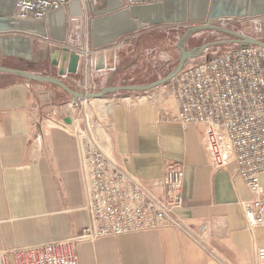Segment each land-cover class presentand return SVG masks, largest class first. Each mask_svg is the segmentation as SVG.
Wrapping results in <instances>:
<instances>
[{
  "label": "crops",
  "instance_id": "crops-1",
  "mask_svg": "<svg viewBox=\"0 0 264 264\" xmlns=\"http://www.w3.org/2000/svg\"><path fill=\"white\" fill-rule=\"evenodd\" d=\"M16 2L0 0V65L61 78L79 92L85 83L97 92L169 75L181 47L197 49L193 39L218 31L207 25L264 41V0H72L41 20L16 17ZM65 48L80 55L76 73L60 74ZM115 94L133 102H114L98 121L108 142L101 146L158 194L166 162L183 164L184 205L174 211L183 225L79 242L80 264H264L257 255L264 223L250 227L243 206L256 195L234 163L214 165L203 124L179 121L168 83L105 96ZM74 97L0 71V254L9 262L15 248L67 240L90 223L79 141L62 124L82 115L66 106Z\"/></svg>",
  "mask_w": 264,
  "mask_h": 264
},
{
  "label": "built area",
  "instance_id": "built-area-1",
  "mask_svg": "<svg viewBox=\"0 0 264 264\" xmlns=\"http://www.w3.org/2000/svg\"><path fill=\"white\" fill-rule=\"evenodd\" d=\"M71 1L17 0L15 15L41 20ZM122 1L133 5L159 0ZM227 23V20L221 22ZM168 85L179 105V121L185 126L193 123L205 126L214 165L224 168L234 163L256 195L243 204L249 226L263 224L264 186L260 174L264 172V46L226 44L209 58L186 62ZM83 92H91V86L83 84ZM91 100L74 97L66 106L82 115L72 123L62 120L64 126H73L79 141L90 223L80 234L67 240L15 248L11 252L13 262H9L7 252H2L1 264H80L76 250L79 242L182 227L174 211L184 205L183 164L166 162L161 194L150 190L101 146L95 130L102 120L90 117ZM117 101L133 102L131 96L115 94L113 98H105L104 104L112 107ZM110 113L107 111V116ZM257 255L264 262V246L257 250Z\"/></svg>",
  "mask_w": 264,
  "mask_h": 264
},
{
  "label": "water",
  "instance_id": "water-1",
  "mask_svg": "<svg viewBox=\"0 0 264 264\" xmlns=\"http://www.w3.org/2000/svg\"><path fill=\"white\" fill-rule=\"evenodd\" d=\"M206 27L214 29V30H220L227 35L230 36V38L227 39H218L210 42H206L203 45H201L197 49L193 50H186L184 47L182 48V53H181V58L179 61L178 66L167 76L152 82L147 85H136V84H120V85H114V86H107L103 88L100 91L97 92H79L71 87H69L61 78L53 77V76H48V75H40V74H35L29 71L25 70H20V69H14V68H8L5 66L0 65V71H7V72H13V73H20L30 79L38 80V81H46V82H51L54 84H57L67 92L71 93L75 97H87V98H103L106 94L109 93H116V92H122V91H146L151 88H154L156 86H160L162 84L168 83L178 72L181 71V69L184 67L186 64L187 60L192 57H198L200 56L205 50H207L209 47L212 46H219V45H225L229 43H251V44H256V45H261L264 46V41L255 37L247 36L244 35L240 32L230 30L227 28H224L223 26H215V25H207ZM64 57L63 61L64 63L68 60V66L67 68L65 65H63L60 69V74L65 75L66 73H76L78 71V65H79V58L80 55L76 53H70L69 55V50L67 48L64 49ZM65 121L67 123H72V118L71 117H66Z\"/></svg>",
  "mask_w": 264,
  "mask_h": 264
},
{
  "label": "rangeland",
  "instance_id": "rangeland-1",
  "mask_svg": "<svg viewBox=\"0 0 264 264\" xmlns=\"http://www.w3.org/2000/svg\"><path fill=\"white\" fill-rule=\"evenodd\" d=\"M227 37H230L229 35L223 33V32H219V31H209L208 33H205V35L201 36V38H196L193 39L192 43L190 44V46L192 47H199L201 45H203L206 42H210V41H214V40H218V39H225ZM226 45V44H225ZM223 48L224 45H219V46H212L209 47L207 50H205L200 56L196 57V60L202 59V58H209L211 57L212 53L218 49V48ZM192 62V61H190ZM123 92V91H122ZM126 92V91H125ZM120 95V94H119ZM104 99L107 98L106 96L103 97ZM105 101H94L93 104L94 106H92L91 108L88 109V113L94 117V119L96 120L97 118L99 119H103V118H108L107 116V111L105 110L106 108V104H104ZM103 127L100 124H96V134L102 139L104 140V142H107V139L105 137ZM108 143V142H107ZM104 150L107 151L106 148H104Z\"/></svg>",
  "mask_w": 264,
  "mask_h": 264
},
{
  "label": "bare ground",
  "instance_id": "bare-ground-1",
  "mask_svg": "<svg viewBox=\"0 0 264 264\" xmlns=\"http://www.w3.org/2000/svg\"><path fill=\"white\" fill-rule=\"evenodd\" d=\"M93 100H95V101H105L104 98H100V97L92 98V100H91L92 104L94 102ZM93 106H94V104H93ZM106 110L109 111V112H111L112 111V107L111 106H108V107H106ZM102 131H104V130H102Z\"/></svg>",
  "mask_w": 264,
  "mask_h": 264
}]
</instances>
